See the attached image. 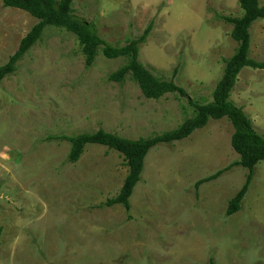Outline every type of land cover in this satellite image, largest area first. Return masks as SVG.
<instances>
[{
    "label": "rangeland",
    "instance_id": "374dc122",
    "mask_svg": "<svg viewBox=\"0 0 264 264\" xmlns=\"http://www.w3.org/2000/svg\"><path fill=\"white\" fill-rule=\"evenodd\" d=\"M73 9L112 46L151 26L140 62L157 78L174 80L187 97L149 100L130 77L111 82L127 59L101 52L87 68L78 38L47 28L0 83V264H264V161L233 216L228 203L247 169L195 187L239 160L228 119L149 152L130 219L120 205L93 209L120 194L129 172L123 156L87 145L72 164L71 143L61 139L102 129L136 141L192 118L190 100L212 101L224 61L236 51L224 18L243 15L238 0H75ZM38 23L0 0V67ZM251 33L250 57L264 63V20ZM231 100L264 136V70H242Z\"/></svg>",
    "mask_w": 264,
    "mask_h": 264
},
{
    "label": "trees",
    "instance_id": "16d2710c",
    "mask_svg": "<svg viewBox=\"0 0 264 264\" xmlns=\"http://www.w3.org/2000/svg\"><path fill=\"white\" fill-rule=\"evenodd\" d=\"M2 1L4 7L27 12L39 23L21 41L18 51L10 58L9 62L0 67V83L7 76L15 73L17 64L41 41L46 29L55 27L64 29L78 38L87 68H91L95 64L101 52L108 59H127V63L122 68L110 75L109 80L111 82L124 83L126 78L130 77L138 84L144 97L149 100H159L167 94H179L182 97H187L186 91L179 87L174 80L165 81L157 78L140 62L139 47L147 42L152 30L151 26L145 30L141 37L131 40L126 45L112 46L99 36L94 23L77 19L74 16L73 5L75 0ZM238 2L244 12L243 15L224 18L233 26L232 38L237 43L236 51L230 59L224 61L223 76L216 85L212 101L201 104L190 100L194 107L192 118H188L173 131L136 141L121 138L102 129L94 133L61 138L71 143L69 163H77L87 145H99L120 153L129 168L120 194L93 209H111L120 205L125 208L130 219L132 210L130 199L135 188L142 181L149 152L160 145L187 140L196 131L204 129L211 120L226 118L234 128L231 145L239 155V160L215 174L199 180L195 187L198 191L202 185L218 180L223 174L235 167L247 169L249 173L246 182L236 196L229 201L226 214L233 216L241 211L242 203L253 181L255 168L264 161V136L255 130L253 122L244 108L235 104L231 100V96L242 70L245 68L264 70V63H258L250 57L251 30L256 23L264 20V5L260 3V0H238ZM210 264H214V262L211 260Z\"/></svg>",
    "mask_w": 264,
    "mask_h": 264
},
{
    "label": "crops",
    "instance_id": "0c3cea01",
    "mask_svg": "<svg viewBox=\"0 0 264 264\" xmlns=\"http://www.w3.org/2000/svg\"><path fill=\"white\" fill-rule=\"evenodd\" d=\"M255 172V171H254Z\"/></svg>",
    "mask_w": 264,
    "mask_h": 264
}]
</instances>
